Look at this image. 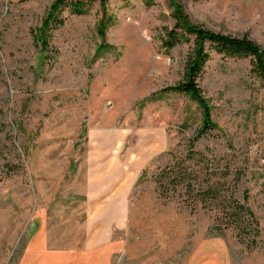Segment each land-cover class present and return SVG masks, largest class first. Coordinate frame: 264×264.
Listing matches in <instances>:
<instances>
[{
  "label": "rangeland",
  "instance_id": "obj_1",
  "mask_svg": "<svg viewBox=\"0 0 264 264\" xmlns=\"http://www.w3.org/2000/svg\"><path fill=\"white\" fill-rule=\"evenodd\" d=\"M54 1L0 0V264H63L47 251L83 248L103 193L123 210L101 219L107 229L125 224L109 264H189L214 240L230 264H264V77L252 59L210 52L197 82L216 128L189 158L202 113L172 87L194 44L165 48L169 2L108 0L105 50L100 1L66 9L43 51L34 33ZM181 2L194 24L264 48V0Z\"/></svg>",
  "mask_w": 264,
  "mask_h": 264
},
{
  "label": "trees",
  "instance_id": "obj_2",
  "mask_svg": "<svg viewBox=\"0 0 264 264\" xmlns=\"http://www.w3.org/2000/svg\"><path fill=\"white\" fill-rule=\"evenodd\" d=\"M95 0H55L49 10L47 18L40 28L34 33V39L37 43L42 44V50H47L48 34L53 28H59L63 24L61 14L68 9L72 14L83 15L90 6V3ZM103 16L99 21L98 33L102 39L100 50H105V39L107 30L111 27L113 19L106 16V5L108 0H99ZM148 4H152L153 0H148ZM172 8V18L174 26L170 31H167V38L164 41V46L167 50L173 49L176 45L190 42L193 37V52L188 57L185 73L182 82L172 87V90L184 93L196 102L202 113V127L199 129L196 137L192 140L188 152L189 158H196L197 154L194 151L196 140L216 128L212 120V111L208 100L199 87L197 78L201 74L206 63L210 59V52L215 51L217 54L224 57H250L254 72L264 77V48L250 39L248 36L234 37L219 32L211 31L202 25L194 24L187 15L181 0H167ZM181 168H184L181 164ZM186 173L179 185H182L187 177ZM188 190V187H186ZM212 192V190H210ZM191 192V191H188ZM214 192V191H213ZM215 198V197H214ZM228 208L240 217L244 215L254 218L253 213L246 205L239 203L232 197L226 199Z\"/></svg>",
  "mask_w": 264,
  "mask_h": 264
},
{
  "label": "crops",
  "instance_id": "obj_3",
  "mask_svg": "<svg viewBox=\"0 0 264 264\" xmlns=\"http://www.w3.org/2000/svg\"><path fill=\"white\" fill-rule=\"evenodd\" d=\"M129 170L130 168L128 171ZM120 183L121 181H118V185ZM101 195L102 196L97 201L98 207L101 208L96 212L94 211L95 213L92 212L93 215H90V220H87L86 222V238L83 242V248L78 252L47 251L62 254L64 259L63 264H109V261L113 259L112 254L115 251V245L112 243L114 234L113 230L124 229L125 224L123 226V223L119 220V224H113L111 229L108 230L106 226L108 220L103 221L101 219L123 218V210H111L112 202H120L119 198L113 197L112 200L108 201L110 197L104 193ZM38 253L39 252H37V254ZM189 264H230L228 247L225 242L221 240L203 242L195 250Z\"/></svg>",
  "mask_w": 264,
  "mask_h": 264
},
{
  "label": "built area",
  "instance_id": "obj_4",
  "mask_svg": "<svg viewBox=\"0 0 264 264\" xmlns=\"http://www.w3.org/2000/svg\"><path fill=\"white\" fill-rule=\"evenodd\" d=\"M251 151H252V152H254V151H255V149H252V148H251ZM262 163L264 164V160L262 161Z\"/></svg>",
  "mask_w": 264,
  "mask_h": 264
}]
</instances>
